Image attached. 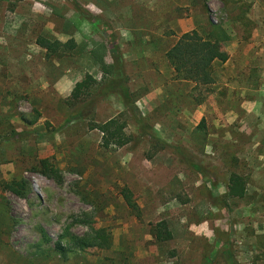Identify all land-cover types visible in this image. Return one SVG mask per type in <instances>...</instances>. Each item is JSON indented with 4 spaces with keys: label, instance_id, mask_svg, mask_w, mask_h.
I'll list each match as a JSON object with an SVG mask.
<instances>
[{
    "label": "rangeland",
    "instance_id": "obj_1",
    "mask_svg": "<svg viewBox=\"0 0 264 264\" xmlns=\"http://www.w3.org/2000/svg\"><path fill=\"white\" fill-rule=\"evenodd\" d=\"M190 31L228 55L205 87L176 80L165 57ZM39 37L75 48L47 58ZM87 75L97 84L68 99ZM110 81L131 106L100 95L73 115ZM114 117L133 137L142 119L149 135L103 146L94 126ZM20 179L26 197L3 187ZM159 222L170 240L151 236ZM88 224L110 234L109 248L68 245L66 232ZM0 264H264V0H0Z\"/></svg>",
    "mask_w": 264,
    "mask_h": 264
},
{
    "label": "trees",
    "instance_id": "obj_2",
    "mask_svg": "<svg viewBox=\"0 0 264 264\" xmlns=\"http://www.w3.org/2000/svg\"><path fill=\"white\" fill-rule=\"evenodd\" d=\"M36 44L46 51L47 58L61 57L75 48L74 40L62 43L60 41H50L46 38L39 37L36 40ZM94 55L97 57V54ZM165 57L174 72L176 80L191 82L195 87H205L212 84L214 82V62L218 61L224 63L228 60V55L221 50V46L218 42L204 39L196 31L182 34L176 43L165 53ZM116 60L118 61V65L114 68V74L121 79L123 77L122 59L117 58ZM95 84H97L96 80L87 75L84 80L79 82L73 88L68 99L75 100L88 94ZM123 87V82L110 81L107 85L97 89L93 97H90V100L88 99L82 102L83 104L80 109L75 110L74 112L72 110L73 115L80 116V114H82V109L87 108L89 102H93L94 99L98 98L100 95L106 96L107 94L120 95L124 106L128 108L132 105V99L128 90ZM135 123L141 133L139 137H133L125 133L126 123L122 121L120 117L111 118L102 124H96L94 127L102 133L103 146H115L121 148L128 145L130 142L137 143L140 140L139 138L143 137V134L149 135L146 131L148 126L142 119H137ZM150 139L159 144L163 143V146H161L162 149L168 147L164 142H161V140L154 139L152 136H150ZM184 161H186L194 170L200 169L197 165L190 163L187 158H185ZM37 169L44 177L51 179L56 184L62 183L63 179L60 171L46 160H41ZM239 180L240 179L237 176H232L231 178L229 190L232 196L242 195V188H240ZM3 187L5 190H8L19 197H26L29 191L28 183L23 179L13 180L11 183H4ZM121 196L130 211L134 213L137 219H139L141 217L140 209L134 202L132 193L127 188H123L121 190ZM88 231L89 232L84 236H75L66 232L68 245L74 249L80 250L90 247H110L111 236L105 230L96 229L88 224ZM150 234L157 242L168 241L172 237L165 222H159L152 226ZM43 237L44 240H48L45 235H43ZM64 248L65 246L61 240L55 243V249L57 251L62 252Z\"/></svg>",
    "mask_w": 264,
    "mask_h": 264
},
{
    "label": "crops",
    "instance_id": "obj_3",
    "mask_svg": "<svg viewBox=\"0 0 264 264\" xmlns=\"http://www.w3.org/2000/svg\"><path fill=\"white\" fill-rule=\"evenodd\" d=\"M227 62V61H226ZM226 62H224V63H226ZM220 64H224V63H222V62H219Z\"/></svg>",
    "mask_w": 264,
    "mask_h": 264
}]
</instances>
